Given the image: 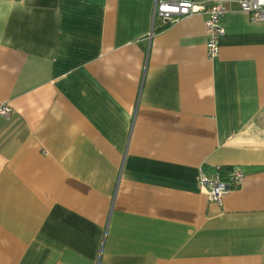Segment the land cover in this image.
Wrapping results in <instances>:
<instances>
[{
  "label": "crops",
  "instance_id": "crops-1",
  "mask_svg": "<svg viewBox=\"0 0 264 264\" xmlns=\"http://www.w3.org/2000/svg\"><path fill=\"white\" fill-rule=\"evenodd\" d=\"M153 3L0 0V264H264V21Z\"/></svg>",
  "mask_w": 264,
  "mask_h": 264
},
{
  "label": "built area",
  "instance_id": "built-area-1",
  "mask_svg": "<svg viewBox=\"0 0 264 264\" xmlns=\"http://www.w3.org/2000/svg\"><path fill=\"white\" fill-rule=\"evenodd\" d=\"M235 1L240 10L247 13L251 20L264 21V0H154L152 23L155 19L164 25L176 22L183 17L204 14V25L207 32L206 48L209 57L216 55L219 38L224 33L222 19L228 11V3ZM10 107L6 103L0 105V115L7 116ZM242 180L241 170L233 171L224 178L219 170L212 176L200 171L198 182L208 199L220 204L222 196L237 187Z\"/></svg>",
  "mask_w": 264,
  "mask_h": 264
},
{
  "label": "rangeland",
  "instance_id": "rangeland-1",
  "mask_svg": "<svg viewBox=\"0 0 264 264\" xmlns=\"http://www.w3.org/2000/svg\"><path fill=\"white\" fill-rule=\"evenodd\" d=\"M157 21H159V19H157Z\"/></svg>",
  "mask_w": 264,
  "mask_h": 264
}]
</instances>
